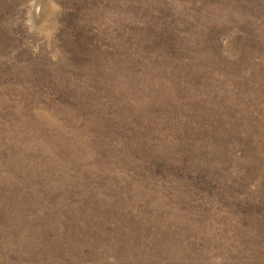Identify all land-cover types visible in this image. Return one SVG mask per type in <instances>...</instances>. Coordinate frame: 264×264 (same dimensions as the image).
<instances>
[{"label": "rangeland", "instance_id": "1", "mask_svg": "<svg viewBox=\"0 0 264 264\" xmlns=\"http://www.w3.org/2000/svg\"><path fill=\"white\" fill-rule=\"evenodd\" d=\"M0 264H264V0H0Z\"/></svg>", "mask_w": 264, "mask_h": 264}]
</instances>
